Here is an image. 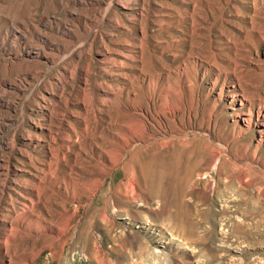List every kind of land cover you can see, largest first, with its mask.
Segmentation results:
<instances>
[{"label":"rangeland","instance_id":"374dc122","mask_svg":"<svg viewBox=\"0 0 264 264\" xmlns=\"http://www.w3.org/2000/svg\"><path fill=\"white\" fill-rule=\"evenodd\" d=\"M0 264H264V0H0Z\"/></svg>","mask_w":264,"mask_h":264},{"label":"bare ground","instance_id":"6f19581e","mask_svg":"<svg viewBox=\"0 0 264 264\" xmlns=\"http://www.w3.org/2000/svg\"><path fill=\"white\" fill-rule=\"evenodd\" d=\"M143 149H145L143 154L141 150V152H133L129 161L123 160L124 157L122 154H118L115 159L110 155L111 165L122 164V169L125 173V181L116 185L113 191V198L116 197L113 200V208L115 206L119 207V204H125L134 199L136 201V197L141 195L139 193L143 190L142 188L145 189L147 196L157 198L163 203H168L166 198L176 196L177 211L173 215L184 226H188V231L191 233L194 224L189 218H186L185 212L189 206L183 202V197L186 194L185 179L179 184L177 183L181 163V161L180 163L178 161L181 159V155L179 154L177 156V151L162 152V149H155L150 152L151 150L149 151L148 148ZM137 155H141L140 160H138ZM135 165H138L139 171H137ZM194 171L195 169L190 171L188 175L192 176V172ZM172 179L178 185L173 183L171 181Z\"/></svg>","mask_w":264,"mask_h":264}]
</instances>
